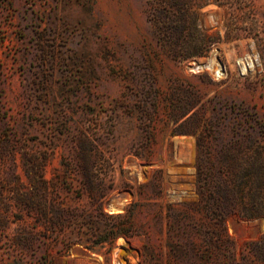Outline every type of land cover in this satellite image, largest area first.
Returning <instances> with one entry per match:
<instances>
[{"label":"rangeland","instance_id":"rangeland-1","mask_svg":"<svg viewBox=\"0 0 264 264\" xmlns=\"http://www.w3.org/2000/svg\"><path fill=\"white\" fill-rule=\"evenodd\" d=\"M261 203L264 0H0V264H264Z\"/></svg>","mask_w":264,"mask_h":264},{"label":"trees","instance_id":"trees-1","mask_svg":"<svg viewBox=\"0 0 264 264\" xmlns=\"http://www.w3.org/2000/svg\"><path fill=\"white\" fill-rule=\"evenodd\" d=\"M227 145L223 146V150H227ZM255 165H252L248 170L247 174L237 177V178H230L229 180H222L221 187L217 190V200L218 205L215 209L216 217L218 218L221 226V232L218 234L215 240V247L220 249L222 247H228L230 249L234 248L233 241L228 237L226 234V226L225 221L228 215L232 213L231 206L228 205V201H234L239 199L243 196L246 187L252 184V175L255 169ZM264 205V204H263ZM246 214L244 217L246 218H255L264 216V206L261 205H254L251 208H245ZM264 238L248 243L247 247L254 251V255L257 257L264 258Z\"/></svg>","mask_w":264,"mask_h":264},{"label":"built area","instance_id":"built-area-1","mask_svg":"<svg viewBox=\"0 0 264 264\" xmlns=\"http://www.w3.org/2000/svg\"><path fill=\"white\" fill-rule=\"evenodd\" d=\"M259 62V56L256 53H247L241 57H239L234 62V67L237 73V76L240 78L247 77L253 70L256 69ZM206 63H195V70L198 72L206 69ZM214 72L227 75V67L220 65L219 68L213 70ZM113 264H125L117 255L116 258L113 260Z\"/></svg>","mask_w":264,"mask_h":264},{"label":"bare ground","instance_id":"bare-ground-1","mask_svg":"<svg viewBox=\"0 0 264 264\" xmlns=\"http://www.w3.org/2000/svg\"><path fill=\"white\" fill-rule=\"evenodd\" d=\"M216 57L214 56L213 58H211L210 60H209V62L208 63H206L205 64V66H206V69H211V70H216V65H214L215 64V62H216V59H215ZM121 245V244H120Z\"/></svg>","mask_w":264,"mask_h":264}]
</instances>
